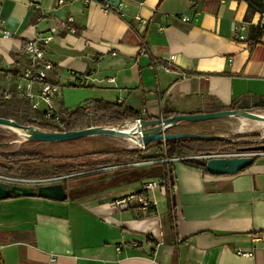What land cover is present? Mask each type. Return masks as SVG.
<instances>
[{
	"label": "crops",
	"instance_id": "obj_1",
	"mask_svg": "<svg viewBox=\"0 0 264 264\" xmlns=\"http://www.w3.org/2000/svg\"><path fill=\"white\" fill-rule=\"evenodd\" d=\"M99 1L0 0V116L29 110L23 122L45 123L19 76L24 43L50 28L57 31L43 48L61 112L88 113L99 99L131 111L135 118L126 122L133 125L232 106L263 109L264 40L252 28L264 25V15L245 0H116L112 10ZM235 23L246 26L244 39L233 36ZM182 123L172 131L183 132ZM156 143L165 146L129 150L147 156L130 159L140 164L108 156L106 168L83 182H64L62 201L1 198L0 264H264V157L217 175L186 164L185 156L155 159ZM131 146L125 149L137 151ZM148 180L162 182L164 203L156 199L147 211L110 205Z\"/></svg>",
	"mask_w": 264,
	"mask_h": 264
},
{
	"label": "rangeland",
	"instance_id": "obj_2",
	"mask_svg": "<svg viewBox=\"0 0 264 264\" xmlns=\"http://www.w3.org/2000/svg\"><path fill=\"white\" fill-rule=\"evenodd\" d=\"M263 110L264 109H253V111L255 112ZM31 114L32 113L29 110H26L23 116L19 114L13 119L19 122H23L26 121V116ZM86 114L88 125H96L94 124L95 114L93 109H90V111ZM243 119L244 118L238 117H225L199 121L195 123L183 122L182 125L184 127V131L197 132L208 135H223L226 139H230L227 144H223V146L218 145L219 147L205 154L214 153L217 151L238 150L240 148L253 147L264 144V134L259 129H252L253 131L248 133H240L236 131L243 124ZM126 121L127 120H124L123 122ZM252 123L253 122L245 123L246 127L248 126L250 128H253ZM39 125H42L41 127L43 128V126L46 124L41 123ZM0 142H3L2 144H0V164L10 166V163L4 156L19 150H24L23 153L38 152L41 154V156L45 157L44 159L40 158L37 160H28L26 162L19 161L17 165H13L12 169H9L10 167H7V169L0 170V174L18 179H54L63 183L81 179V182H83L82 180L84 177L89 174H94L98 171H101V169L103 168L102 166H99L97 168L85 170L84 168L87 167V165L90 163H94L97 161L101 162L108 156H112V159H114V157H117V161L124 160L123 162L125 163H131L132 160L130 159L142 156L140 154L131 153L129 150H134L130 148H128L127 150L125 149L128 144H131L127 139L115 136L96 135L68 141L38 143L23 141L22 137L17 131L0 127ZM151 147H153L151 149V152H153L155 156L161 157V155H165V146L160 147L156 143ZM136 149L137 151L144 150L138 148ZM93 151H105L109 152L110 154L98 159L95 157L87 156L88 154H90V152ZM16 157L19 158L18 156ZM123 157L125 158L123 159ZM64 163L70 164L73 167V172L68 174L58 173L57 166ZM31 174L38 176L32 177L30 176ZM151 196L160 201V203H164L165 201V198L160 194L159 189H155L151 193Z\"/></svg>",
	"mask_w": 264,
	"mask_h": 264
},
{
	"label": "water",
	"instance_id": "obj_3",
	"mask_svg": "<svg viewBox=\"0 0 264 264\" xmlns=\"http://www.w3.org/2000/svg\"><path fill=\"white\" fill-rule=\"evenodd\" d=\"M115 2L116 0H110ZM225 117H238L249 120L264 121V115L250 108H228L208 112L174 114L172 116L156 117L152 119H138L136 124L128 131L121 130L125 122L115 126L89 125L78 130L54 131L39 128L34 124L19 122L13 118L0 116V127L15 129L23 141L33 142H59L88 136L104 135L122 138L138 139L139 145L146 148L153 142H166L181 138H196L207 140H223V135H208L197 132H173L181 122H199ZM3 142H0L2 144ZM240 149L264 150V144ZM255 161L252 156L235 158H209L205 161L206 170L211 174H235L250 166ZM162 185V182H160ZM13 196H39L53 200H64L67 196L63 182L57 181L49 184L31 186L26 184H12L0 181V199Z\"/></svg>",
	"mask_w": 264,
	"mask_h": 264
},
{
	"label": "built area",
	"instance_id": "obj_4",
	"mask_svg": "<svg viewBox=\"0 0 264 264\" xmlns=\"http://www.w3.org/2000/svg\"><path fill=\"white\" fill-rule=\"evenodd\" d=\"M84 2H89L91 0H83ZM63 0H59V3H62ZM99 3L102 5L105 10H112L113 2L110 0H101ZM183 21H188L189 16L183 15L181 17ZM261 30L264 32V25H260ZM246 26L244 24H233L232 33L235 38L244 39V31ZM3 34H9L6 30L4 24L1 29ZM57 30L55 28H50L45 32L38 33L33 39L28 40L24 43L22 47V53L24 54L27 65L22 70L19 76V87L26 88V91H23V94L26 95L31 100V106L35 109L41 110L42 119H44L45 124L53 126L54 131H64V117L62 112L57 106V100L61 95V89L57 84H54L50 81L48 72L52 69V64L49 60L46 59L43 45L48 44L54 39V34ZM264 40V34L262 36ZM170 59H173L174 56L170 55ZM39 85L40 91L38 93L32 92L31 87L33 85ZM9 97V94L6 95ZM92 107V106H90ZM140 119V118H138ZM136 119V120H138ZM136 124V121L134 122ZM40 128V127H39ZM44 129V128H42ZM139 149H145L142 145H139ZM252 156L254 158L264 157V150H248V149H238L230 151H217L214 153L203 154L199 156H185L182 158H200L206 161L209 158H235V157H245ZM157 161V160H156ZM156 161H148L153 163ZM159 161V160H158ZM141 162H133L125 165H136ZM147 163V161H146ZM123 166V165H119ZM106 167H103L104 169ZM0 181L12 184H26L31 186H38L42 184H49L57 182L54 179H18L13 178L4 174H0ZM160 187L159 182L156 180H148L141 184V187L136 192L130 193L124 197L114 199L110 202V205L117 209H126L131 205L136 204L137 210L147 211L152 209L157 205V200L151 196V193ZM164 192V189H163ZM241 255H249L248 252L241 251Z\"/></svg>",
	"mask_w": 264,
	"mask_h": 264
},
{
	"label": "trees",
	"instance_id": "obj_5",
	"mask_svg": "<svg viewBox=\"0 0 264 264\" xmlns=\"http://www.w3.org/2000/svg\"><path fill=\"white\" fill-rule=\"evenodd\" d=\"M196 1V0H193ZM249 7L259 11L261 14L264 15V0H245ZM254 33L255 38H260L263 36L264 32L261 30V27L258 26L256 28H252V34ZM3 103H1L2 105ZM261 107L264 109V99L261 101ZM232 108H235L232 106ZM93 111L95 114L94 118V124L96 125H115L123 122L124 120H132L135 118V115L126 109H123L120 104L112 103L104 100H95L93 102ZM63 117H64V124H65V130H78L86 128L88 125L87 123V114L83 107H76L72 110H65L62 111ZM168 116H172V114H168ZM167 116V117H168ZM28 124H34V122H28ZM43 128L46 129H54L53 126L44 125ZM230 139H223V140H207V139H196V138H181L176 140H168L165 142V155H161V158H176V157H182V156H195L200 154H205L211 150L216 149L217 147L223 146V144H227ZM33 142V141H30ZM24 150H19L16 152H12L9 155H5L4 157L8 160L10 163V166H6L3 164H0V170L1 169H7V167H10L9 169H12L13 165L20 162H26L28 160H37V159H44V156H41L38 152H28L23 153ZM132 152H138L140 151H132ZM39 154V155H38ZM109 152L105 151H93L90 152L87 156L89 157H95V158H102L107 155H109ZM18 156L19 158H17ZM155 159H158L159 157L154 156ZM139 159H145L147 156H139ZM107 161L103 160L101 162H94L90 163L85 167V170L97 168L99 166H105ZM188 165L195 166L198 168H201L205 172V162L201 159H188L183 160ZM57 172L60 174H68L73 172V167L70 164H59L57 166ZM30 176H38L31 174ZM168 180V181H167ZM164 185L166 186V193L168 200L170 201V188H172V178L169 175L167 178L163 179Z\"/></svg>",
	"mask_w": 264,
	"mask_h": 264
},
{
	"label": "bare ground",
	"instance_id": "obj_6",
	"mask_svg": "<svg viewBox=\"0 0 264 264\" xmlns=\"http://www.w3.org/2000/svg\"><path fill=\"white\" fill-rule=\"evenodd\" d=\"M257 113L264 115V110L263 111H258ZM243 121L245 123L253 122L252 123V125H253L252 127L253 128H250L248 126L246 127V124L243 122V124L236 130L237 132L248 133V132L253 131L252 129H259L264 134V121H257V120H251L250 121L249 119H243ZM134 125H135V123H133V125H132L129 122H125L124 125L121 127V130L128 131ZM12 130H15V129H12ZM125 139H127L132 144V146H131L132 148H138L139 147L138 139H133V138H125Z\"/></svg>",
	"mask_w": 264,
	"mask_h": 264
}]
</instances>
